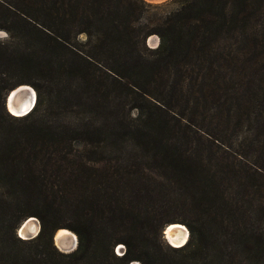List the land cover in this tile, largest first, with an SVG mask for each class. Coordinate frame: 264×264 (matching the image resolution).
<instances>
[{
	"label": "trees",
	"instance_id": "trees-1",
	"mask_svg": "<svg viewBox=\"0 0 264 264\" xmlns=\"http://www.w3.org/2000/svg\"><path fill=\"white\" fill-rule=\"evenodd\" d=\"M260 21L264 0H0V264H264Z\"/></svg>",
	"mask_w": 264,
	"mask_h": 264
},
{
	"label": "bare ground",
	"instance_id": "bare-ground-1",
	"mask_svg": "<svg viewBox=\"0 0 264 264\" xmlns=\"http://www.w3.org/2000/svg\"><path fill=\"white\" fill-rule=\"evenodd\" d=\"M12 95L14 96L15 101L8 100L7 109L15 115H21L26 112L33 104L35 92L34 90L26 84L19 85L12 90ZM30 102V104L28 103ZM31 221H35L34 219H30L27 223V229H20L19 235L24 237L26 232H31L34 234L37 231V223H32ZM166 235L168 238V242L171 245L179 246L182 245L187 239V230L181 224H170L166 229ZM74 233L69 231L66 228H59L54 233V239L56 241V245L60 247V249H70L74 245Z\"/></svg>",
	"mask_w": 264,
	"mask_h": 264
},
{
	"label": "rangeland",
	"instance_id": "rangeland-1",
	"mask_svg": "<svg viewBox=\"0 0 264 264\" xmlns=\"http://www.w3.org/2000/svg\"><path fill=\"white\" fill-rule=\"evenodd\" d=\"M145 2H147V3H150V4H152V5H155V4H160V3H164V2H167V1H169V0H144ZM262 24H263V26H264V21H260V23H258V24H255L254 26H252L251 28L249 27H247V29L248 30H250V29H254V30H260L261 29V27H262ZM6 33L4 32V31H2V30H0V39H5L6 37ZM157 42H158V39H157V37L156 36H150V37H148L147 38V45L148 46H150V47H155L156 45H157ZM26 85H28L29 87H31L33 90H34V92H35V98H36V90L33 88V86H31L30 84H26ZM7 95V94H6ZM5 95V96H6ZM5 99V98H4ZM4 106H5V104H4ZM32 109V108H31ZM5 110L10 114V115H12V116H21V115H15V114H13L12 112H10L8 109H7V107L5 106ZM24 116V115H23ZM18 118H20V117H18ZM17 124V123H16ZM32 217H34V216H32ZM37 221H38V219L36 218V217H34ZM32 223H35V221H31V223H30V225L29 226H31L32 225ZM38 223H39V221H38ZM36 224V223H35ZM179 224H181V223H179ZM181 225H183L185 228H186V230L188 231V229H187V227L184 225V224H181ZM40 226V225H39ZM164 229V228H163ZM70 231V230H69ZM162 231L163 230H161V233H162ZM72 232V231H71ZM73 233V232H72ZM17 236H18V234H17ZM161 238H162V240L164 241V243L166 244V245H168V246H171V247H176V246H173V245H171L170 243H168L166 240H165V238L163 237V234H161V236H160ZM188 237H189V231H188V236H187V239H186V242H187V240H188ZM185 242V243H186ZM54 243H55V245H56V242L54 241ZM184 243V244H185ZM183 244V245H184ZM182 245V246H183ZM57 246V245H56ZM181 247V246H180ZM57 248L60 250V251H64L63 249H60V247H58L57 246ZM113 252H114V254L115 255H120V254H122V252H123V245L122 244H117V245H115L114 247H113ZM129 264H140L138 261H136V260H133V261H131Z\"/></svg>",
	"mask_w": 264,
	"mask_h": 264
},
{
	"label": "water",
	"instance_id": "water-1",
	"mask_svg": "<svg viewBox=\"0 0 264 264\" xmlns=\"http://www.w3.org/2000/svg\"><path fill=\"white\" fill-rule=\"evenodd\" d=\"M12 90H13V88L7 93V95L5 96V99H4V104H5V106H7V103H8V100H12V101H15V99H14V96L12 95ZM34 101H35V97H34ZM29 104H30V102H28ZM33 104H34V102H33ZM33 104H32V106L26 111V112H24L23 114H21V115H24V114H26V113H28L30 110H31V108L33 107ZM31 105V104H30ZM34 219L35 221H36V223H37V225H38V227H37V231L34 233V234H32L31 232H26V234L24 235V237H22V236H20L19 235V230L20 229H27V223H28V221L30 220V219ZM170 224H179V223H170ZM168 225L169 224H167L165 227H164V229H163V231H162V234H163V237L165 238V240L168 242V238H167V235H166V229L168 228ZM39 228H40V226H39V223H38V221L34 218V217H32V216H28L27 218H25L19 225H18V227H17V230H16V232H17V234H18V236L20 237V238H22V239H31V238H33V237H35L36 235H37V233H38V231H39ZM59 229V228H58ZM55 233V232H54ZM75 235V234H74ZM187 236H188V231H187ZM53 241H55V239H54V234H53ZM56 242V241H55ZM186 242V241H185ZM184 242V243H185ZM169 243V242H168ZM183 243V244H184ZM55 244V243H54ZM182 244V245H183ZM76 245H77V238H76V235H75V237H74V245H73V247L72 248H70V249H63L64 251L63 252H70V251H72V250H74L75 249V247H76ZM182 245H179V246H176V247H180V246H182ZM174 246V245H173ZM57 247V246H56Z\"/></svg>",
	"mask_w": 264,
	"mask_h": 264
}]
</instances>
